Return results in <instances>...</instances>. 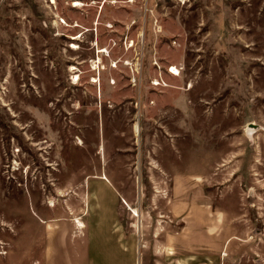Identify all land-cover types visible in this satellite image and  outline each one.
Here are the masks:
<instances>
[{
	"label": "rangeland",
	"instance_id": "374dc122",
	"mask_svg": "<svg viewBox=\"0 0 264 264\" xmlns=\"http://www.w3.org/2000/svg\"><path fill=\"white\" fill-rule=\"evenodd\" d=\"M0 264H264V0H0Z\"/></svg>",
	"mask_w": 264,
	"mask_h": 264
},
{
	"label": "bare ground",
	"instance_id": "6f19581e",
	"mask_svg": "<svg viewBox=\"0 0 264 264\" xmlns=\"http://www.w3.org/2000/svg\"><path fill=\"white\" fill-rule=\"evenodd\" d=\"M76 6H79V4H76ZM77 46H73L72 48H76ZM75 69V68H74ZM74 69H72V70H74ZM173 75H175V76H177L176 74H173ZM77 81V80H76ZM96 82V81H95ZM77 84V83H76ZM136 130L138 131V127H136ZM136 215V217H139V214L138 213H136L135 214ZM78 223V227L79 228H82V225L81 224H79V222H77Z\"/></svg>",
	"mask_w": 264,
	"mask_h": 264
},
{
	"label": "crops",
	"instance_id": "0c3cea01",
	"mask_svg": "<svg viewBox=\"0 0 264 264\" xmlns=\"http://www.w3.org/2000/svg\"><path fill=\"white\" fill-rule=\"evenodd\" d=\"M102 179L107 181V178H106V177H104V176L102 177ZM124 203H125V204H128L126 201H124ZM78 222H79V221H78ZM79 224H81V223H79ZM81 225H82V228H83V227H84V225H83V224H81Z\"/></svg>",
	"mask_w": 264,
	"mask_h": 264
}]
</instances>
